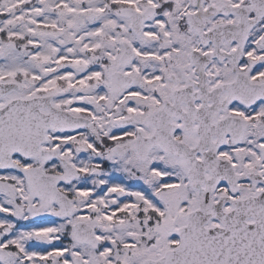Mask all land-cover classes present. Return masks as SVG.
<instances>
[{"label": "rangeland", "instance_id": "obj_1", "mask_svg": "<svg viewBox=\"0 0 264 264\" xmlns=\"http://www.w3.org/2000/svg\"><path fill=\"white\" fill-rule=\"evenodd\" d=\"M120 4L137 11L147 6L159 11L143 22L136 35L129 18L120 15ZM195 9L190 0H0V81L18 84V89L0 98V105L53 91L52 105L87 116L92 125L91 129L56 134L53 139L80 172L65 188L78 207L76 216L54 225L32 223L16 209L14 200L0 194V209L9 208L13 215L7 217L0 210V225L11 231L9 241H3L0 230V243L11 245L8 264H73L74 256L87 264H139L159 252L162 242L174 240L183 206L194 202L192 190L180 184L178 165L156 148L146 161L138 160L134 149L109 158L102 140L116 139L131 147L135 131L146 136L152 133L141 124V116L160 106L169 89L181 83L187 49L194 43L183 18ZM230 19L237 17L207 21ZM262 27L264 24L254 30L251 41L264 31ZM123 42L134 54L118 70L133 81L121 93L113 94L110 74L117 70ZM261 70L260 76H264V65ZM170 74L174 80L169 79ZM255 112L264 115V104ZM124 118L131 120L123 124L120 120ZM253 143L247 152V166L264 171L255 152L257 143ZM95 168L100 169L97 176ZM164 187L166 190H161ZM23 196L30 202L26 192ZM153 209L156 217L151 224L148 217ZM80 220L95 227L96 249L74 241L71 231L70 236L63 233L65 223ZM143 235L155 238V250H148Z\"/></svg>", "mask_w": 264, "mask_h": 264}, {"label": "flooded vegetation", "instance_id": "obj_2", "mask_svg": "<svg viewBox=\"0 0 264 264\" xmlns=\"http://www.w3.org/2000/svg\"><path fill=\"white\" fill-rule=\"evenodd\" d=\"M211 4L214 3L210 0H199L195 9L202 21V31L188 30L194 43L187 49L186 72L181 77V83L175 85L182 88L188 101L174 107L168 121L172 138L181 142L192 158L197 188H192L188 157L183 155L177 158L169 154H165V157L178 165L182 184L193 190L196 203L198 197L210 198L213 202L221 199L224 201L223 211L227 212L233 208L234 200H264V171L261 167L253 170L247 166L250 162L247 152L253 142L257 143L255 152L258 153V160L264 164V115L255 112L264 104V76H260L264 65L261 63L264 59V31L251 41L254 30L264 24V10L257 8L252 0L230 3L243 7L246 18L254 21L245 32L237 30L221 34L243 36V42L239 44L228 41L225 36L214 41L206 35L205 32L222 23L218 20L210 24L208 18L227 15L239 17L236 7H228L231 10L227 15L216 13L207 16L208 10L217 11L208 9ZM216 5L221 6L222 3L218 1ZM193 54L196 58L192 59ZM257 91L261 93V98L257 95L252 98V93ZM53 142L49 137L47 143L50 146L46 149L56 148ZM12 160L26 167L40 162L19 156H13ZM48 162L50 160L41 167L44 171L62 172L61 169L56 170V166L46 168ZM244 165L246 168L242 167ZM213 177L219 179L215 186ZM3 181L13 189H26V179L13 169H0V182ZM69 197L71 204L76 206L73 195ZM47 210L56 212L58 206L52 202Z\"/></svg>", "mask_w": 264, "mask_h": 264}, {"label": "water", "instance_id": "obj_3", "mask_svg": "<svg viewBox=\"0 0 264 264\" xmlns=\"http://www.w3.org/2000/svg\"><path fill=\"white\" fill-rule=\"evenodd\" d=\"M243 14V13H242ZM145 13L140 15L138 17V19L136 21H134L131 26L134 27V28H138L141 20L145 17ZM251 24V23H250ZM247 25L244 24V21H240L239 24L237 25V28H246ZM250 26V25H249ZM249 26H247L246 29L249 28ZM213 32H217L216 30H214ZM236 38V37H235ZM239 42L242 41V37H237L236 38ZM229 40H231L229 38ZM131 57V53H130V50H129V47L126 46V51L124 52L123 56L121 57L120 59V64L119 66H122L123 64L127 63L129 61ZM130 82V79H128L127 83ZM127 83H125L124 85H122L118 91H120L124 86L127 85ZM9 86L10 88L12 87H16V85H14L13 83H7L5 84L4 86L0 87V93H4L5 91L2 90L3 87H7ZM8 90V88H7ZM173 96L175 97V95H177L175 98H174V102H181L180 100H183L182 98V92L181 94L176 92V90H174L172 92ZM53 96V94H50V95H47V96H44V97H39V98H34V99H31L29 100V102H18L16 103V106L19 108V109H23V110H28L29 112V118H28V123H27V126L25 125L24 127V132H26V129L29 128V136L27 139H24V136L22 135H18L17 132L18 130L21 131V125H13L12 126V129H13V132L17 134V136L20 138V139H24L23 140V144H21L23 146V149L27 150L30 152L31 149L35 148L39 142L41 141V139L39 138V136L41 137L42 134L45 132V130L48 128V124L50 123H55L56 124V129L58 128H68V127H65L64 124H67L70 126V123L72 121V119H69L68 118V114L65 113V112H61V111H58L56 109H53L50 105H49V101L51 99V97ZM41 99H45L43 101H46V104L41 102L40 100ZM13 103V102H12ZM12 103L9 104V107L12 105ZM167 103V102H166ZM47 105L50 109L49 113L47 115H39L38 113V107L39 106H42V105ZM8 107V108H9ZM163 110H158L156 112H153V117L155 118L154 120V123H155V131L154 133L149 136V137H145V142H148L147 144V148L146 149H143L142 150V157L144 158L146 156V152L154 145V144H158V145H161L163 146L164 148H168L169 149V137L168 135L165 133V132H162V131H159L161 128L163 129L164 126H166L167 124V121H165V117L164 115H161V112ZM61 115L62 117L60 118ZM46 116V117H44ZM152 116V115H150ZM65 117V119H64ZM78 125H75V124H72L71 127H77ZM26 134V133H25ZM15 136V135H14ZM143 139L142 137H138L136 139V142H140V140ZM1 140V139H0ZM3 141V140H1ZM21 145H19V149H21ZM37 150V149H36ZM123 151H120V153H122ZM70 173V170L68 172V174ZM198 229L200 230H203L205 229L203 226H200ZM253 229V227L251 228ZM84 240H89L90 242H92V245L93 246H96V240L92 237H89L87 239V237L84 239ZM180 249V246L178 247ZM177 248V249H178ZM166 261L165 258L153 263V264H164ZM167 263V262H166ZM145 264H149V263H145Z\"/></svg>", "mask_w": 264, "mask_h": 264}]
</instances>
